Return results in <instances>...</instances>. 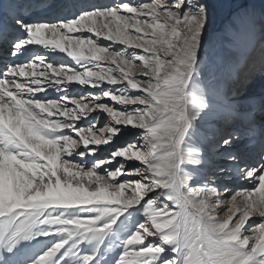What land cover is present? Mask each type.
<instances>
[{"label": "snow or ice", "instance_id": "obj_1", "mask_svg": "<svg viewBox=\"0 0 264 264\" xmlns=\"http://www.w3.org/2000/svg\"><path fill=\"white\" fill-rule=\"evenodd\" d=\"M22 7L0 0V264H264V131L245 158L231 128L256 135L233 49L264 13L237 0L208 56L207 0Z\"/></svg>", "mask_w": 264, "mask_h": 264}, {"label": "bare ground", "instance_id": "obj_2", "mask_svg": "<svg viewBox=\"0 0 264 264\" xmlns=\"http://www.w3.org/2000/svg\"><path fill=\"white\" fill-rule=\"evenodd\" d=\"M70 1H73V2L75 1L76 2V4L72 6V8H73L72 12H75L80 7L86 6L87 4H91V3L103 4V3L111 2V0H96V2L94 0H69L68 2H70ZM135 2H137V1H135ZM57 3L58 4H56V6L58 5V7H59L58 12H59L62 8L66 7L67 1H65V0H57ZM30 5L34 6V3L31 4V1H29L26 4V7L30 6ZM46 6L47 5H45V4L41 5V6H38V7H36V10H34V8H33V11H34L33 14H42V13L43 14H47L48 12H50V14H52L51 10H46L45 9ZM42 10H44V11H42ZM66 10H68V11L71 10V7L70 8L67 7ZM254 10H255V12L257 14V17H259L261 13H264V9H254ZM210 20H211V24H210V27L208 29V39H207V43H206L205 54L208 55V56H216V55H214V53H209V51L213 48L212 45L209 44V42L211 40V35H212L213 28H214V25H215V19H214V16H213V14L211 12H210ZM230 26H231V21L228 24V26H226L224 28V30H223L224 31V38H226V39H231ZM258 34H259V32L257 33L256 36H258ZM262 39H264V37H262ZM241 47H244V46L243 45H237V47L233 49V58L235 60L234 74H235V78H236V82L237 83H239L240 81L246 80V78H248L249 76H252L253 74H255L256 71L258 72V70L261 69V62H262V60H264V47L261 48L260 50H258L254 54L253 58H251L249 60V62H246V59L244 58L245 57V53H243L244 51H243V48L241 49ZM39 51H40L41 54H42V52L43 53L46 52L47 53L46 56H48L51 60L55 61L57 64L60 63V62H64L66 64L67 63L68 64L71 63L73 65L75 64V62L73 60H71V58L67 57V55H64V54L63 55H57L58 50L56 52H53L51 49L45 50L41 46ZM0 53H1V56H2V53H3V56L2 57L0 56V62H3L2 59L4 57H6L5 56L6 55L5 51L0 49ZM43 55H45V54H43ZM244 62H246V64ZM137 64H139V63H137ZM137 71H139V69H137ZM237 72H238V74H237ZM253 78H255V80H254V82H251L253 80ZM253 78L251 79V81L246 83V85L248 84V87H247L245 95H244L245 98L243 97L242 94H237L236 95V102H237L238 111L240 113L250 114L251 117H252V111L251 110H252L253 102L254 103L256 101L260 102L261 100H262L261 103L264 102V98L261 99V98L257 97V94H260V92H261L260 90L264 89V73L261 72L258 75H254ZM73 85H75V84H73ZM78 89L81 90L80 87H78ZM241 100H245V102H243L245 104V106H243V103L241 102ZM250 101H251V103H249ZM240 103H242V104H240ZM262 105H264V103L261 104V106L258 107V108H261V111L259 112V114H257L255 117H252L253 120L255 121V128H256V135L255 136L249 135L247 133L248 132V121H247L246 118H241V117L238 116V117L234 118L232 123H231V124H233L232 128L238 130L241 133V136H243V135H249L250 136V139H247V138L245 139L244 137H242L240 143L237 145V148L240 149V151L245 154V158H247L249 156H253L254 157L256 152H257V150H258V148L256 147V143L259 140L260 132L264 131V107ZM261 115H262V117L260 118ZM126 134H129V133L126 132ZM247 142H251V144H247L246 145ZM222 162H223L222 160L216 159L213 162V165H215V166L212 167L211 169H206V171H208V170L210 172L211 171H215L216 170V166H220ZM223 179H225L226 183L227 182L232 183V182H235L236 177H235L234 174L230 175V177H227V178H226V176H224V177L221 176L220 180L222 181ZM221 216L223 217L222 214H221ZM254 219H256L257 222H258V218H254ZM249 223H251V221ZM41 246L42 245H39V244L36 245V249L38 250Z\"/></svg>", "mask_w": 264, "mask_h": 264}, {"label": "rangeland", "instance_id": "obj_3", "mask_svg": "<svg viewBox=\"0 0 264 264\" xmlns=\"http://www.w3.org/2000/svg\"><path fill=\"white\" fill-rule=\"evenodd\" d=\"M31 1V4L34 3V6H27L26 7V4ZM67 1L66 3V7L65 8H62L59 12H58V5L56 7V9H48V5L49 4H58L57 3V0H17V2L21 5H23V7L21 8V11L26 14V15H30V14H33L34 11H33V8L34 10H36V7L38 6H41V5H47L45 7L46 10H51L52 11V14H62V15H71V14H74L75 12H72V6L76 4V2L74 1H70L68 2L69 0H65ZM96 2V0H94ZM137 1L138 3H142V2H150V0H135ZM207 2L209 3L210 5V12L213 14L214 16V19H215V25H214V28H213V32H212V35H211V40L209 42L210 45H212V49L209 51V53H214V55L217 54V52L219 51V38L221 37H224V28L226 26H228V24L230 23L231 19L233 18V14H234V8L232 7L236 2L237 0H207ZM74 3V4H73ZM246 3L247 5L252 8V9H264V4L261 3V0H246ZM67 7H71V10H66ZM44 9V10H45ZM42 10V11H44ZM72 12V13H71ZM43 14V13H42ZM47 14H50V12H48ZM107 43V42H105ZM244 47H241V49L243 48V53H245V59H246V62H249V60L251 58H253L254 54L260 50L261 48L264 47V39H262L261 35L258 34V36H255L254 39L251 40V42L247 45H243ZM44 51V50H43ZM1 54V53H0ZM5 56L3 59H2V63H6L7 60H8V54L7 52L5 51ZM41 54V53H40ZM45 54L47 55L46 52H42V55ZM64 53H57V55H63ZM56 55V54H55ZM66 55V54H64ZM2 56H3V53H2ZM1 56V57H2ZM137 63H140L139 61H136ZM135 62V63H136ZM246 62H244L246 64ZM59 64V63H58ZM68 64V63H67ZM71 64V63H70ZM73 65V64H71ZM74 66V65H73ZM261 72L264 73V71H262L261 69L258 70V72L256 71L255 74H253L252 76H249L248 78H246V80H244L243 82L245 83V86L240 88L239 90V93L238 94H242L243 97L245 95V92H246V89L248 87V84L246 85V83H248L249 81H251V79L254 77V75H258L260 74ZM255 78H253V80L251 82H254ZM78 85H72V89H73V92L72 94L73 95H83L84 94V91H81L78 89ZM260 94H257V97L259 98H264V89L260 90ZM49 95H50V98H55L58 94L49 90ZM256 97V98H257ZM245 98V97H244ZM104 102H108V103H111L110 101L108 100H105ZM241 102H245V100H241ZM257 102V101H256ZM240 103V104H242ZM251 103V101L249 102ZM261 103V102H260ZM259 103V104H260ZM243 106H245V104L243 103ZM264 107V105H262ZM261 110V108H258L255 112H254V115L253 117L256 115V113L258 114L259 111ZM104 116H101L100 117V124H98V126H102V123L104 121ZM233 127V124H231V128ZM248 133V132H247ZM99 135V133H97ZM250 135V134H249ZM249 135H243L242 137H244L245 139H250V136ZM129 136V134H126V132L124 133V136L120 138L119 141H117V143H123V141L125 139H127ZM247 144H251V142H247ZM91 146V145H90ZM101 148H103L105 150V154L107 151H109L110 149L107 147V146H103L101 145L100 146ZM240 150V149H239ZM221 165H223V162L221 163ZM220 165V166H221ZM215 165H213L214 167ZM217 167V166H216ZM206 171V170H205ZM206 172H210L209 170L206 171ZM227 177H230V175H224ZM222 176V177H224ZM222 183H226L225 182V179H223L221 181ZM239 183V181L237 179H235V182H227V184L229 185H233V187H235L237 184ZM222 215H224V213L222 212L221 213ZM220 214V215H221Z\"/></svg>", "mask_w": 264, "mask_h": 264}]
</instances>
